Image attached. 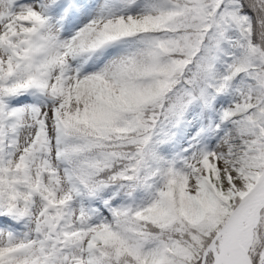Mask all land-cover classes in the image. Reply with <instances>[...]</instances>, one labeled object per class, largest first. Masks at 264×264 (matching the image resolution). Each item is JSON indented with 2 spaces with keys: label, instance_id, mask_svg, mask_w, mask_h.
I'll list each match as a JSON object with an SVG mask.
<instances>
[{
  "label": "snow or ice",
  "instance_id": "6c2138e0",
  "mask_svg": "<svg viewBox=\"0 0 264 264\" xmlns=\"http://www.w3.org/2000/svg\"><path fill=\"white\" fill-rule=\"evenodd\" d=\"M0 264H264V0H0Z\"/></svg>",
  "mask_w": 264,
  "mask_h": 264
}]
</instances>
